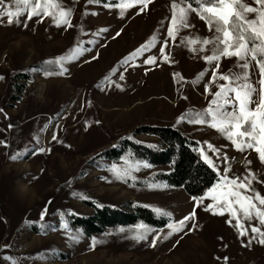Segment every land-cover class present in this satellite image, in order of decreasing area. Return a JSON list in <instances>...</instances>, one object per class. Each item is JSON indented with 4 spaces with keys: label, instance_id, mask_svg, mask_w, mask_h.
<instances>
[{
    "label": "rangeland",
    "instance_id": "rangeland-1",
    "mask_svg": "<svg viewBox=\"0 0 264 264\" xmlns=\"http://www.w3.org/2000/svg\"><path fill=\"white\" fill-rule=\"evenodd\" d=\"M34 2L29 0V4ZM55 2L70 11L73 27H57L51 16L42 21L36 16L29 20L27 8L19 17L20 24H8L6 18L0 23V76L3 77L0 79V109L3 110L0 112V140L8 142L7 147L0 144V264H11L6 256L15 258L18 264H264V245L256 240L251 246L242 244L246 237L240 236L234 218L229 224L226 222L228 213L221 216L205 210L210 200L195 206L192 195L183 187L171 184L160 189L147 187L145 181L159 182L155 174L168 170L167 165L141 168L133 173L137 177L135 183H124L112 179L106 167H101L123 164V160L92 159L94 154L115 145L122 135L138 126H173L186 112L207 107L212 97L204 93L203 85L211 69L202 56L211 54L209 45L204 52L199 51V44L194 45L197 51L193 52L186 40L209 38L214 30L209 31L206 22L196 12H190L188 23L191 26L181 28L175 42L169 38L166 51L174 63L158 60V66L153 67L144 65L141 57L124 73L123 81L119 80L123 68L113 75L112 79L122 87L116 84L97 87L124 56L154 34L158 41L166 36L172 0H152L145 13L137 15L129 9L124 18L119 16V9L104 7L105 3L114 4L117 0H101L99 4L89 3V0ZM243 2L255 6L254 0ZM78 27L83 29L84 46L93 48L92 54L99 52L97 59L85 62L82 57L66 63L69 72L63 76L46 77L42 71H32L39 68L41 61L70 54ZM104 28L108 29L107 34L99 38L93 35ZM120 28H123L120 36L113 39ZM93 39L97 40V45L87 43ZM101 41L106 46L99 47ZM158 47L159 42L151 54H157ZM236 65L235 57L222 58L218 73L240 72ZM205 69L204 78L193 84ZM17 70L31 75L21 91L17 86L22 80L14 76ZM173 73H179L183 79ZM249 75L258 87L259 69L255 62L250 65ZM210 87L216 90L215 84ZM176 127L201 143L208 141L227 152L231 164L229 175L243 176L251 169L258 178L264 179V163L254 150L240 153L223 134L208 125L181 121ZM54 133L55 141L52 140ZM137 138L160 142L158 137L148 133H138ZM40 147L46 151H36ZM17 151L21 155L11 159ZM247 160H251V164L246 163ZM223 167L221 164V170ZM101 176H108L111 182L99 179ZM253 184L264 195V184L257 181ZM72 192L79 195L73 197ZM85 195L90 199L81 198ZM88 201L126 209L131 203L150 205L171 212L173 219L195 210L196 218L192 223L196 227L186 234L174 233L167 240L162 234L155 247L147 241L130 238L132 233L127 227L135 224L108 226L92 236L83 231L76 242L67 230L59 227L57 210H63L70 228L79 230L71 215L94 214L95 209ZM45 207L47 214L43 223L47 231L42 233L40 213ZM242 222L245 227L258 223ZM52 225L56 226L55 230ZM119 226H125L126 231L118 232ZM92 237L98 241L94 248L90 247Z\"/></svg>",
    "mask_w": 264,
    "mask_h": 264
},
{
    "label": "snow or ice",
    "instance_id": "snow-or-ice-1",
    "mask_svg": "<svg viewBox=\"0 0 264 264\" xmlns=\"http://www.w3.org/2000/svg\"><path fill=\"white\" fill-rule=\"evenodd\" d=\"M101 0H89V3L99 4ZM152 0H117L116 3H105L104 7L111 9H119V16L125 17L126 12L132 9L135 14L145 13ZM195 4V6H194ZM253 4L243 2V0H172L171 4V19L167 26L166 36L158 41L154 34L150 39L146 40L139 47L135 48L129 54L118 61L117 66L113 67L108 75L103 77L101 84L97 87L111 86L116 84L117 87H122L112 79L119 69V80L125 79L124 73L130 67H134L139 58L143 57L144 65L158 66L157 61L174 63L170 59V53L166 51L169 47V38L175 42L176 34L181 28H189L188 15L190 12H196L201 20L205 21L209 31H213L210 38H187L186 44L191 51L196 52L197 48L194 45L199 44V51L204 52L205 46L211 45V54H204L202 59L207 62L208 68L211 69L210 77L203 85L204 93L211 95L206 108L200 111H188L182 115L173 125L175 128L186 121L190 125H208L212 129H216L219 133L231 142L240 153H245L247 150H254L258 154L260 162L264 163V0H254ZM27 11V19L31 20L33 16L39 17L42 21L44 17H52V22L57 26L73 27L71 23V13L60 7L55 0H35L29 4V0H0V23L4 18L8 24H20L19 17ZM251 14V17H250ZM27 24L25 23V27ZM81 31L83 29L81 28ZM123 28L115 31L112 37L120 36ZM108 29H100L93 35L99 38L102 34H107ZM157 54H151L153 48H157ZM84 41H77L76 45L70 49V54L57 56L53 60L43 62L40 68H34L32 71H42L44 76L60 75L69 72L66 63L79 60L84 57L85 62L95 60L99 57V52L93 53V48L84 46ZM88 44L97 45V40H89ZM99 47L106 46L102 41L98 44ZM88 53V56H84ZM145 53H149L145 56ZM235 57L237 67L240 72L218 73L222 58ZM242 62V63H241ZM252 62L259 69L258 87L250 80L249 68ZM49 67H54L55 72L49 71ZM148 69L146 68L145 71ZM205 71L200 72L196 80L192 83L196 84L205 76ZM174 76L183 77L179 73H173ZM0 79H3L0 76ZM218 81H224L219 83ZM215 84L216 90L212 91L210 85ZM184 99H187L185 96ZM3 110L0 109V112ZM87 123V122H85ZM100 123L99 120L96 121ZM12 127L11 124L8 125ZM128 140H133L132 136L127 137ZM52 140H57V135H52ZM61 142L62 141H58ZM137 144L141 141H134ZM0 144L8 146L6 140H0ZM146 147L152 150H159L157 145L146 144ZM191 150L195 151L198 158L208 168H210L216 176L215 182L210 184L201 195H193L191 199L195 202V206H199L206 199L211 202L205 205V210L213 214L223 216L229 214L227 223L231 224L232 219L236 221L235 227L238 229L240 236L246 237L241 243L245 246H251L252 241L256 240L259 244L264 245V195H262L254 186L253 181L259 184H264V179L258 178L257 174L251 169H247V174L243 176L229 175L231 164L228 163L229 156L227 152H223L221 148L213 145L208 141L203 143L197 141L194 145H190ZM38 152H45L46 149L40 147L36 149ZM51 151V149H47ZM211 153V155L209 154ZM21 153L17 151L12 155L11 159H17ZM123 164L111 163L110 165H101L106 167L111 174V178L116 181L128 183L136 182L137 177L133 174L141 168H151L153 165L147 158L130 160L126 156H121ZM174 163V162H173ZM246 163L251 164V160ZM221 164L224 165L221 170ZM99 179L106 182H111L108 176H101ZM149 189L167 188V182L145 181ZM73 197H77V192H72ZM82 199H90L88 196L81 197ZM150 207L157 218H166V223L162 227L151 226L145 222H138L133 226H128L127 231L131 232L130 238L135 241H147L150 246L155 247L157 241L161 239L167 240L174 233H185L193 230L196 225L192 221L196 218L195 210L189 211L188 214L181 218L173 219L172 213L159 207L143 205ZM97 207H103L102 204H97ZM72 213V210H69ZM47 214V207L40 213V231L46 232L44 219ZM59 217V227L67 230L70 238L78 242L82 237V229L73 230L69 227L68 221L65 219L63 210H57ZM74 214V213H72ZM249 222L257 221L258 223H249L245 227L242 221ZM55 230V225L51 226ZM249 228L251 235H249ZM165 229L167 231L165 232ZM118 232L124 233L125 226H119ZM151 234V240L149 235ZM105 235H108L106 233ZM179 241H177L178 243ZM98 243L96 237L91 238L90 247L94 248ZM9 247L8 245L4 246ZM5 259L11 261V264H18V261L6 256ZM227 259V258H225Z\"/></svg>",
    "mask_w": 264,
    "mask_h": 264
},
{
    "label": "trees",
    "instance_id": "trees-1",
    "mask_svg": "<svg viewBox=\"0 0 264 264\" xmlns=\"http://www.w3.org/2000/svg\"><path fill=\"white\" fill-rule=\"evenodd\" d=\"M194 2V0H189ZM205 2V0H201ZM195 6V4H194ZM81 28H77V41H81ZM213 35V34H212ZM210 38V37H209ZM211 45L208 51L211 52ZM53 59L41 61L37 66L40 68L43 62ZM49 71L56 70L49 67ZM17 79H21L22 83L17 86V90L21 91L25 82L31 79L29 72L17 70L14 72ZM204 108L200 109L203 110ZM138 133H148L160 139V142H148L137 138ZM132 136L133 140L127 137ZM141 141L137 144L134 141ZM197 142L194 138L188 136L181 129L173 126L163 125H142L132 131L122 135L115 145L107 147L94 154V161L101 159L116 160L122 155L130 160L147 158L152 165H167L168 170L158 171L155 178L159 182H167V184L183 187L190 195H201L207 187L215 182V173L208 168L198 158L195 151L191 150L190 145ZM146 144L157 145L159 150H152L146 147ZM174 162V163H173ZM95 209L92 215L72 214L71 220L74 225L81 228L86 234L92 236L102 232L108 226L118 224H137L145 222L151 226L162 227L166 223V218H157L151 208L144 207L140 203H131L129 209L120 206L108 205L99 201H88ZM102 204L103 207H97Z\"/></svg>",
    "mask_w": 264,
    "mask_h": 264
}]
</instances>
